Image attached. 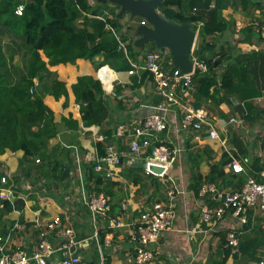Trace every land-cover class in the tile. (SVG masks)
<instances>
[{
  "label": "trees",
  "instance_id": "trees-1",
  "mask_svg": "<svg viewBox=\"0 0 264 264\" xmlns=\"http://www.w3.org/2000/svg\"><path fill=\"white\" fill-rule=\"evenodd\" d=\"M104 1L0 0V165L6 164L9 157H15L18 168L17 172L13 174L8 167L10 172L9 175H6L7 183L5 184L6 187H12L15 196L12 200L0 197V205L2 209L10 212L13 210V202L19 198H25L24 194H28L29 200L33 202L32 210L34 213L39 211L29 220L24 217L19 221V223L23 222L21 225H25V227L32 226L38 237L36 243L28 251L31 252L41 241L48 239L55 248V252L50 258L52 262L67 256L62 248L67 237L59 233L58 223L54 220L55 216H60L62 227L65 222L70 223L73 228L82 227V224H85L87 220L80 223L74 214L76 213L74 208L79 205L80 208L77 212L82 219L89 217L92 225H95L96 220L103 216L108 225L111 213L115 208V202L110 199L107 201L110 205L108 214L105 212L94 215L89 204L90 199L99 195L103 189L107 191V194L111 193L114 196L112 188L109 186L117 182L111 180L110 177L113 174L108 176L107 173H111V171L102 162V169L97 170V162H86L80 151L75 152L74 145L75 142L78 143L79 127L101 131L106 128L107 121L114 122V119L111 118L117 109H125L121 99L117 100L118 97L114 94L106 93L97 72L87 73L82 63L85 61L95 62L96 56L103 55L104 59L97 65V70L100 69V66L107 65L111 61L117 63V65H110L112 68L124 70L127 73L132 68L141 69L140 66L134 64H138L136 59L137 54L140 53L136 49L135 43V29L140 24L128 21L130 17L128 18L126 15L129 12L119 15L121 6L114 1L119 7L114 9L109 5L108 11L104 13L102 7ZM20 6H23L22 12L17 13ZM223 6H225V0H163L158 6V10L168 19L178 23H190L195 30L200 27L199 41L191 58L195 56L204 65V68L196 67V71L189 77L190 79L184 77V74L182 75L179 71L181 78L177 83L175 93L183 102L190 103L196 108L200 106L208 108L210 119L216 123H220L222 118L215 116L209 105L204 103L207 98L214 97L218 86L227 89L234 80V76L240 73L238 70H233L232 65L228 68L225 67L224 51L216 52L217 44L207 38L208 35L216 31L221 32L227 29L226 22L219 19ZM134 19L145 20L140 15ZM201 21H204L203 26H200ZM259 31L261 34V30ZM4 40L8 42L6 43ZM149 42L145 44H149ZM161 53L164 54L163 60L165 58L163 66L166 69L173 68L171 72L178 71L177 65L172 60V55H166V52ZM26 56L30 60L28 64ZM63 66L69 69L72 76L70 77L69 73L68 78H57L49 90L55 99L61 101V109L56 112L45 102L47 91L44 89V84L47 83L46 73L50 68ZM20 69L23 72H20ZM106 70L107 67L101 71L103 79L107 73ZM140 71V75L131 74L134 76V83L142 85L150 80L156 97L154 101L144 102V105L147 103L144 107L148 109L147 114L149 115L159 111L157 106L164 103L167 97L156 91L152 73L150 75L147 71L144 72L142 69ZM16 74H20V76L14 82ZM186 82H188L187 88L184 87ZM187 91L188 94H186ZM189 96H193L194 100L188 102ZM113 98L116 99L119 107L114 105ZM75 103L80 106L81 115L79 116L74 110ZM140 104L141 101L136 106L138 107ZM177 106L173 105L172 110H179ZM172 110L166 114L167 128L161 133L169 130L174 131ZM159 112L161 113V111ZM143 120L136 125H130L128 134L131 140L129 139L128 148L125 146L126 144H122L121 151L118 150V145L114 144L113 128L103 130L104 138L97 142L100 155L107 157V147L114 145L119 157L118 161H114V164L121 166L123 161H127L129 157L137 160L143 157L147 162L153 156L155 147L161 144L174 147L173 144H169L171 141L169 138H161V133H159L154 137V143L150 148L133 152L131 145L136 136L135 127ZM252 120L253 123L257 120L264 122V112L253 117ZM69 131L74 134L72 136H77L75 140H71L69 136L65 135ZM59 135L68 145L62 140L54 145L50 143L52 137ZM262 147L264 148V142ZM121 157L123 161L119 162ZM250 158L243 160L248 176L260 179L259 174L264 169L262 162L264 159L263 157L252 160ZM138 162L135 163V166ZM145 162H143L144 166L139 163L138 168L144 167L147 175H153L154 173L147 171ZM131 166L134 165L131 164ZM136 182L138 183V180ZM105 184L109 185L104 187ZM198 184L200 185L199 182ZM84 194L87 195V198H84ZM59 195L64 203L71 201L70 205L68 204L71 211L69 210L65 215L63 212L59 214L49 212L54 208L50 204L49 197H58ZM45 197L46 199L43 200ZM2 219L3 213H0V220ZM53 221L56 223L55 228L50 227ZM245 224L249 226V219ZM15 226L13 231H16L20 224H18V228ZM243 229L244 227L240 231ZM23 230L21 228V231ZM134 230L137 240L134 261L138 264L136 260L138 249L143 245L138 223L134 224ZM231 230L236 231L240 237L238 248L241 253L247 254L253 261H263L262 257L257 256L260 249L264 248V227L262 225L259 226L260 235L250 233L242 239V233L233 228ZM106 232L102 230L99 232L101 243H105ZM8 233L9 230L5 231L3 227L0 228V236ZM84 234V232L83 234L79 232L77 237L81 238ZM224 240L226 243V238ZM156 242L158 240L146 243L145 248L154 252ZM18 246L22 249L20 245ZM7 249L2 252L0 257L6 253H13L18 247L17 245L13 246L11 251ZM228 249L230 251L231 247ZM84 259L88 260V258ZM220 264H225V261L223 260Z\"/></svg>",
  "mask_w": 264,
  "mask_h": 264
},
{
  "label": "crops",
  "instance_id": "crops-1",
  "mask_svg": "<svg viewBox=\"0 0 264 264\" xmlns=\"http://www.w3.org/2000/svg\"><path fill=\"white\" fill-rule=\"evenodd\" d=\"M219 19L226 22L227 29L221 32L216 31L208 35L207 38L217 44L216 52L224 51L225 67L228 68L232 65L233 70H238L240 73L234 76V80L227 89L218 86L214 97L207 98L204 104L209 105L215 116L222 118L219 123L220 133L226 142L223 144L212 140L208 137L207 132H180L176 134L169 130L161 133V138H169L171 140H169V144L180 148L177 161L165 176L161 174L147 175L144 167L138 168L139 163L145 162L143 157L138 160L129 157L127 161H123L121 157L119 162L123 161V164L117 166L108 157L100 155L97 148V142L103 140V130L106 128H113V141L114 144L118 145L119 151L122 150V144H126L125 146L128 148L130 125H136L146 117L148 109L144 107L147 105V103L144 105V102L154 101L156 98L151 81L147 80L142 85L135 84L133 74L111 67L117 65L115 61L100 66V69L97 70V65L104 59L103 55L96 56L95 62L85 61L82 63L87 73L97 72L106 93L117 96V100L121 99L125 106L124 110L117 109L114 112L111 118L114 119V122L112 120L107 121L106 128L101 131L91 130L83 126L79 127V134L77 135H79L80 140L78 139V143H74L75 152L80 151L86 162H102L112 172L111 180L117 182L109 186L112 188L114 196L111 193L107 194L105 189L99 194L105 196L107 201L112 199L115 202V208L109 218L110 221L108 220V225L106 219L101 216L93 225V230L84 228L88 222H92L89 217L82 219L81 215L78 214L79 205L74 208L76 210L74 214L80 223L87 220L85 224H82V227L76 228L74 226L75 228H73L76 239L79 241L75 252L82 257L84 262L87 261L85 263L136 264L134 254L137 240L134 224L140 221L145 212L152 210L156 202L165 201L172 203L175 209L173 224L171 228L160 235L158 242L155 243V257L145 264H220L223 260L225 264H264V248H261L257 255L262 257L263 261L258 262L251 260L247 254L241 253L239 248L231 247L229 251L224 244L226 231L232 228L242 233L241 239L250 233L260 235L259 226L262 225V220L258 208L250 210L249 226L241 225L240 219L231 215L230 212L217 223L206 222L201 215V209L204 205L216 206L221 204L219 193L237 189L246 182L247 170L241 173L234 172L230 166L232 159L240 160L243 165V160L248 159V157H251V160L258 157L264 159V148L262 147L264 122L262 120L252 122L253 117L264 112V38L261 37L259 31V25L264 23V0H225V6L220 11ZM204 21L200 22V26H203ZM196 30H198V36L194 50L199 41L200 27ZM142 37L139 32L135 35L136 49L140 51L137 54V63H142L143 54L155 48L151 46L150 41L149 48L146 49V42L141 41ZM169 54V52L166 53V55ZM29 61L27 57V64ZM21 65L23 67L22 61ZM105 67H107V73L103 79L101 71ZM46 74L45 102L58 112L61 109V101L55 99L49 90L53 86L54 80L68 78V75L71 77L72 74L64 66L52 67ZM74 74L76 75V71ZM19 76L20 74L14 75V82L19 79ZM189 99L193 101L194 97L189 96ZM113 100L114 105L119 107L116 99L113 98ZM140 101L141 104L137 107L136 104ZM74 110L76 115H81L78 103H75ZM231 117H234L236 121L229 123V125L226 124L225 127L227 128L222 130L223 123H226ZM65 135L69 136L71 140H75L77 137L72 136L74 134L70 131ZM61 140L64 142L61 135L54 136L50 139V143L54 145ZM137 161L139 162L135 166ZM6 162L15 174L18 170L16 158L9 157ZM262 162L264 163V160ZM205 186L207 189L214 186L216 190H207L202 193V188ZM173 187L177 189V193L170 199L168 192ZM24 196L25 198H19L13 202V210L10 212L2 209L0 205V213H3L0 228L3 227L5 231L9 230L7 235L0 236V248L3 247L4 250L7 247L10 249L12 246L20 245L22 249L28 251L38 240L32 226L25 227V225H21L23 222L19 223L20 218L24 219L25 217L29 220L39 212L37 210L34 213L32 210L33 202L29 200L28 194H24ZM84 198H87L86 194H84ZM45 199L46 197L43 200ZM49 201L54 207L49 212L54 214L63 212L65 215L69 210L71 211L69 207L71 201L64 203L60 195L49 197ZM108 206L107 214L110 210V205ZM116 223L118 225L113 226ZM18 224H20L19 228ZM68 225L70 226V223L65 222V226ZM14 226L19 230L13 231ZM242 227L244 229L240 231ZM21 228L24 230L21 231ZM101 230L107 231L105 243L99 241ZM79 232L82 234L84 232V236L77 237ZM84 258H88V260Z\"/></svg>",
  "mask_w": 264,
  "mask_h": 264
},
{
  "label": "built area",
  "instance_id": "built-area-1",
  "mask_svg": "<svg viewBox=\"0 0 264 264\" xmlns=\"http://www.w3.org/2000/svg\"><path fill=\"white\" fill-rule=\"evenodd\" d=\"M23 7L18 11L22 12ZM261 36L264 38V23L260 24ZM158 54L150 52L147 54L146 66L153 71L155 79V89L157 92L164 94L167 99L165 102L157 106V110L147 115L143 122L135 127V137L131 145L133 152H140L146 148H150L154 143V137L163 132L167 128L168 118L166 114L172 110L173 105H178V109H173V123L174 131L176 134L181 131L186 132H207L208 137L212 140H216L225 144V139L222 137L219 131V123L213 122L210 119L209 111L204 107L196 108L190 103L183 102L176 96L177 83L180 81L181 75L179 71H176L174 76H170L165 73L157 62ZM196 66L204 67L202 63L195 60ZM133 70H131V73ZM190 79V78H189ZM185 85H188L186 82ZM181 116V117H180ZM231 121H236L235 118H231ZM102 138V136H100ZM108 159L112 161H118V153L115 151L114 145L107 147ZM180 153V148L174 146L169 147L164 144L155 147L153 156L146 162V168L148 172L154 174L166 175L170 167L177 161ZM230 166L234 172H245L246 168L238 159H232ZM156 167L162 168V171L156 173L154 170ZM97 170L102 169V164L97 163ZM4 173H1V172ZM9 171L6 167L0 170V197L2 199L12 200L15 196V192L11 186L6 187L7 176ZM108 176L112 175L107 173ZM260 179L254 176H248L246 182L239 188L232 191L219 193L221 198V204L216 206L204 205L201 209V215L207 222L217 223L223 219L229 212L231 215H235L240 219V224H245L249 218V212L252 208H258L259 214L262 220V226L264 227V169L260 172ZM207 190L215 191L214 186H210L208 189L202 188V193ZM169 197L172 199L177 193V189L173 187L169 190ZM91 209L96 214H103L108 210L107 198L103 195L93 196L89 202ZM175 217V209L172 203L165 201H158L154 204L153 209L149 212H145L140 221H138V230L141 234L140 238L143 245L138 249L137 263L144 264L145 262L153 259L155 253L145 248L146 243L154 242L160 238V235L165 230L171 228ZM55 222L58 223L59 233L62 236L67 237V240L63 242L62 248L67 253V256L55 262V264H88L85 263L81 256L75 252L76 246L79 241L76 239L75 230L71 226H63L61 224V218L59 215L54 217ZM54 221L50 224L51 228L56 227ZM60 225V226H59ZM118 225L113 224V226ZM1 239V237H0ZM240 244V237L236 231H228L226 234L227 247L237 249ZM18 249L13 253H6L0 257V264H49V258L55 252L54 245L48 239L41 241L36 245L31 252L24 249ZM8 248V247H7ZM12 248H8L11 251ZM4 251L3 247L0 248V255Z\"/></svg>",
  "mask_w": 264,
  "mask_h": 264
},
{
  "label": "water",
  "instance_id": "water-1",
  "mask_svg": "<svg viewBox=\"0 0 264 264\" xmlns=\"http://www.w3.org/2000/svg\"><path fill=\"white\" fill-rule=\"evenodd\" d=\"M120 6L119 15L129 12L131 17L140 15L148 23L142 24L139 31L144 36L142 42L155 40L158 47L170 48L173 62L180 67L183 72H191L194 64L190 54L196 44L197 33L190 23H178L168 19L158 10V6L163 0H112ZM161 171L162 168H156Z\"/></svg>",
  "mask_w": 264,
  "mask_h": 264
},
{
  "label": "clouds",
  "instance_id": "clouds-1",
  "mask_svg": "<svg viewBox=\"0 0 264 264\" xmlns=\"http://www.w3.org/2000/svg\"><path fill=\"white\" fill-rule=\"evenodd\" d=\"M23 7V6H22ZM19 9V8H18ZM18 13V12H17ZM136 17V16H135ZM135 17H130L131 19H133L134 20V24H135V22H142V24H147L148 22H147V20L145 19V20H143V21H137V20H135L134 18ZM142 24H140V26L142 25ZM193 30H195V29H193ZM196 31V33H197V36H198V30H195ZM142 36H144L143 34H142ZM197 36H196V38H197ZM148 41H152V39L151 40H148ZM147 42V41H146ZM161 48V47H160ZM162 49V51L163 52H169L170 54H171V51H170V49L168 48V47H164V48H161ZM165 49H167V50H165ZM193 51H194V48H193V50L191 51V54L193 53ZM150 52H154V53H156V54H158V60H157V62L159 63V65H160V68L165 72V73H167V74H169L170 76H174L175 74H176V72H171L172 71V69L173 68H165L164 66H163V64H164V60H163V57H162V54L163 53H161V51H158V50H155V48H154V50H149V51H147L145 54H143V56L141 57V60H142V63H138V64H136V63H134L135 65H137V66H140L141 67V69L145 72V71H147L150 75H152L153 74V71L152 70H150L147 66H146V64H147V54L148 53H150ZM191 54H190V57H191ZM173 60V59H172ZM191 60H192V62H193V64H194V67H193V70L191 71V72H183V70L180 68V67H178L177 66V69H178V71H180L181 73H182V75L184 74V77H186V78H189L195 71H196V67H199V66H196V64H195V60H198V59H196L195 57L193 58H191ZM145 61V62H144ZM204 66V65H203ZM202 68H204V67H202ZM140 69V70H141ZM131 70H133V72L132 73H136V74H138V75H140L141 74V71L140 70H137V69H135V68H132ZM131 70H130V74H132L131 73ZM152 73V74H151ZM181 73H180V75H181ZM153 76V78H154V74L152 75ZM155 80V79H154ZM187 86L188 85H184V87H186L187 88ZM176 90H177V88H176ZM186 94H188V91H187V93ZM191 101V99H188V102H190ZM200 107H204V108H206L205 106H200ZM208 111H209V109L208 108H206ZM231 118H234V117H231ZM231 118H229L228 119V121H226V123H223L224 124V127H222V130H224V129H226L227 127H225V125L227 124V125H229V123H232V122H235V121H231ZM218 127H219V131H220V125H218ZM146 165V164H145ZM2 166H5L7 169H8V171L10 172V170H9V168H8V166H7V164H2ZM156 168H159V167H156ZM156 168H155V172L156 173H159V172H161V171H158V170H156ZM171 168V167H170ZM241 173V172H240ZM232 191V190H231ZM51 258V257H50ZM50 258H49V264H52L51 262H50ZM82 258V257H81ZM83 260V259H82ZM53 264H55V262L53 263Z\"/></svg>",
  "mask_w": 264,
  "mask_h": 264
},
{
  "label": "rangeland",
  "instance_id": "rangeland-1",
  "mask_svg": "<svg viewBox=\"0 0 264 264\" xmlns=\"http://www.w3.org/2000/svg\"><path fill=\"white\" fill-rule=\"evenodd\" d=\"M103 3H104V4H102V7L104 8V13H105V11H108L107 9L109 8V5H110L111 7H114V9H117V8L119 7V5H118V7H117V6H116V3H114L112 0H105ZM20 9H21V6H20L19 9L17 10V12H18ZM126 16L129 18V17H131V14H130V13H127ZM131 18H132V17H131ZM131 18H129L128 21L131 20V22H134V20L131 19ZM147 22H148V21H147ZM135 23L138 25V22H135ZM139 24H142V22H139ZM148 24H149V23H148ZM137 25H136V27H137ZM139 27H140V25L137 27V29H135V34H137V32L140 33V31H139ZM151 46H154V47H155V50H158V51L163 52L162 49H161L160 47L157 46V43L155 42V40H152V41H151ZM145 48H146V49L149 48V44H145ZM169 49H170V48H169ZM165 50H167V49H165ZM162 57H164V54H162ZM144 62H145V61H144ZM4 167H5V166L0 165V170L3 169ZM84 228H88L89 230H93V225H92V223L88 222L87 225H86Z\"/></svg>",
  "mask_w": 264,
  "mask_h": 264
}]
</instances>
